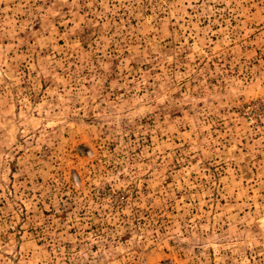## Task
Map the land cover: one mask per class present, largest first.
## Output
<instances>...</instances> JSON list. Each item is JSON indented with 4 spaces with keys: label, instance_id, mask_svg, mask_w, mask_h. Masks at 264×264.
I'll use <instances>...</instances> for the list:
<instances>
[{
    "label": "rangeland",
    "instance_id": "1",
    "mask_svg": "<svg viewBox=\"0 0 264 264\" xmlns=\"http://www.w3.org/2000/svg\"><path fill=\"white\" fill-rule=\"evenodd\" d=\"M0 264H264V0H0Z\"/></svg>",
    "mask_w": 264,
    "mask_h": 264
}]
</instances>
